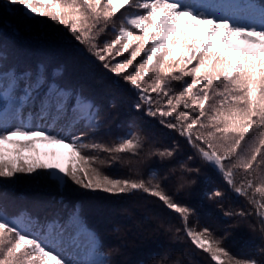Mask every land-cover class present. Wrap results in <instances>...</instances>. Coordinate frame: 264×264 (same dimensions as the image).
<instances>
[{"label": "snow or ice", "instance_id": "1", "mask_svg": "<svg viewBox=\"0 0 264 264\" xmlns=\"http://www.w3.org/2000/svg\"><path fill=\"white\" fill-rule=\"evenodd\" d=\"M4 16L19 20L8 25L14 32L21 25L26 31L35 25L44 36L70 43L88 64L98 62L130 85L138 112L177 132L193 149L188 160L198 157L251 205L224 215L239 217L237 223L258 232L262 244L257 256L237 258L224 244L227 231L216 235L207 226L191 225L194 209L167 191L168 176L149 170L145 178L139 170L143 159L171 158L175 149L157 148L133 160L141 156L143 137L132 127L112 144L90 139L103 124L93 97L83 88L61 84L62 66L39 62L33 68L3 43L0 178L25 174L62 189L71 182L115 195L140 192L178 215L182 228L175 232L182 231L180 239L207 254L208 264H264V0L238 5L210 0H2L0 19ZM106 31L112 38L101 41ZM173 81L181 85L179 91ZM37 145L67 148V164L42 161ZM116 162L131 165L135 176L113 177L103 171ZM181 168L200 171L185 164ZM180 181L177 192L194 183L183 176ZM223 196L219 189L207 193L210 200ZM60 203L64 211L40 218L28 209L10 216L0 201V264H114L81 205L69 210L63 198ZM166 230L172 231L171 225Z\"/></svg>", "mask_w": 264, "mask_h": 264}, {"label": "rangeland", "instance_id": "2", "mask_svg": "<svg viewBox=\"0 0 264 264\" xmlns=\"http://www.w3.org/2000/svg\"><path fill=\"white\" fill-rule=\"evenodd\" d=\"M7 17V20H11L15 24L19 23L17 18ZM4 22L6 20L0 19V24L5 25ZM56 27L59 28V26ZM35 29L36 26L33 25L28 32ZM218 37L219 34H217ZM100 38H103V34ZM55 39L59 40L58 38ZM241 46H243V42H241ZM76 66L79 72L85 70V68L88 69L91 76L95 78L91 79L86 72L85 92L93 97L101 109L102 127L95 134L90 133V139L109 144L112 140L114 141V139L121 136V131L132 127L133 131H138L143 137L142 148L138 150L141 153L139 159L145 157L149 151L160 149L163 144L166 145V148L175 149L174 155L179 151L180 154L185 155L184 162H192L191 168L200 169L199 173L193 172L189 175L191 181H194L190 184V187L194 185L195 189L199 187L203 191L204 189H211L208 186L209 184L216 185L224 193V196L218 198L219 200L216 198L214 200L219 201L226 211L236 209V205L230 204L231 199L229 196H237V194L226 185L215 170L203 163L198 157L194 156L192 160H188V156L193 155V149L185 142L183 137H180L176 132L180 137L179 144L182 143L189 149L188 154L181 147L176 148L175 143L166 141L168 137L172 136L174 130L166 129L158 123V119L146 117L134 108L136 96L130 85L107 72V70L102 69L98 62L95 65L87 64L84 58V60L72 64V68ZM66 68L68 69L67 65ZM173 83L177 82L173 81ZM175 90L177 91V88ZM165 130H167L166 134ZM37 147L40 149V159L42 161L61 165L67 164L70 155L67 148L58 145H37ZM92 154H98L102 158L106 155L102 152H93ZM122 155L131 156L130 154ZM131 158L136 160L133 157ZM167 159L170 158H160L159 156L145 158L139 165V170L147 178L149 174L146 170L149 166L157 165ZM194 163H197V166ZM103 171L113 177L135 176L131 165L119 162L112 164L110 167L105 166ZM18 176V179L11 180L0 178V193L4 194L0 196V201L7 204V212L10 214L16 215L21 209H28L33 214L38 213L39 216L46 214L50 216L53 211L62 212L64 211L63 206L61 207L58 203L54 204L49 199L42 198L48 192H58L59 190L60 196L68 209L75 203L81 205L88 225L97 232L104 245V251L111 254L110 259L114 261V264H172L174 261H179L180 264H201L198 260H191L194 256L192 255L194 254L191 248L192 245L186 238H179L183 236L182 231L181 233L175 232L177 227L182 228V222L178 215L171 210H166L161 204V206L157 205L156 201L152 202L147 197L140 196L142 194L140 192L134 195H115L105 193L102 190L84 189L71 182H69L66 189H62L48 181L34 180L25 174H18ZM36 188L41 190L36 191L37 195L31 191ZM186 190L187 186L180 191L184 194ZM193 195H201L200 190H196ZM28 197L32 201L25 200ZM211 222L212 220L208 222V226ZM160 223H163L165 227L160 228ZM169 225H171L172 231L166 230ZM117 228L119 231L116 230ZM185 245L187 246L185 252L178 251L177 247L181 248ZM169 247H173V249ZM206 263L208 264L207 261Z\"/></svg>", "mask_w": 264, "mask_h": 264}, {"label": "trees", "instance_id": "3", "mask_svg": "<svg viewBox=\"0 0 264 264\" xmlns=\"http://www.w3.org/2000/svg\"><path fill=\"white\" fill-rule=\"evenodd\" d=\"M0 2H2V0H0ZM7 18V16H4L2 18L3 21L6 20V22H4L5 25L0 24V43H3L6 46V49L9 53H14L21 59L24 64L31 65L33 68L39 62H45L50 67H54L57 65L62 66L63 76L61 82L63 83V85L70 87H80L83 88L85 91L87 83L86 72L88 76L91 77V79H93L94 77L91 76L90 71L86 68L81 72L77 71V66L72 68L73 63L84 60L83 56L79 54L76 48H74L70 43L65 40L55 39L51 34H49L47 37L44 36L42 32H38L37 27L34 31L28 32L24 30V26H22L19 32H14L12 28H10L8 25L16 24L11 20H7ZM60 27L62 26H59V28ZM111 38V32L106 31L105 33H103V38H100V40L103 41L105 39ZM125 55L128 54L126 53ZM117 59L121 58L118 57ZM66 65L68 66V69L66 68ZM172 85L173 88H177V91L180 90L181 85L178 82L173 83ZM127 129L129 128H126L121 131V135H123ZM166 133L167 130H165V134ZM116 139H114V141H116ZM114 141L112 140L109 144H112ZM166 141L175 143L176 148H178L179 146L181 147V149L186 150V153L188 154L189 149L186 148L184 144H179L180 137L176 134V132L173 131L172 136L168 137ZM163 148H166L165 144H163L160 149L162 150ZM133 158L139 159V157ZM184 160L185 155H182L179 153V151H177L174 157L164 160L158 163L157 165H151L147 168L146 171L148 174H150L149 170L155 171L160 177H163L165 175L168 176L169 179L167 182V191L174 194V197L177 200L191 206L194 209V214L191 216L189 221L191 225L196 227L207 226L216 235H222L225 231H227L229 233V236L224 241V244L229 249V251L237 258H250L253 256H257V248L262 244V241L259 238V233H253L245 223L238 224L237 221L239 220V217L230 218L225 216L224 212L226 210L224 209V207H219L217 201H215L214 199L210 200L207 198V193L215 189L220 190L219 187H217L216 185L209 184L208 186H210L211 189H204L202 191V189H200L199 187L195 189L194 185L191 187L189 185L187 186V190L184 194H182L181 191H176V188L179 187V183L181 182V176H183L185 180L191 181L189 175H191L192 173H188L186 169L181 168V164H185L187 168H191L193 164L192 162H184ZM194 165L197 166V163H194ZM193 176H195V174H193ZM198 189L200 190L201 195H193V193ZM31 191H33L37 195L36 191L39 192L41 190L39 188H36L32 189ZM140 196H145L152 202L156 201L157 205L161 206V202H159L154 197H148L146 194L143 193ZM42 198L49 199L51 203L54 204L58 203L62 207L60 203L61 196L59 190L58 192H48ZM229 198L231 199L230 204H233V206L236 205V209H231L229 211H238L240 209L248 210L249 208H251V205L247 203L244 197L238 195H230ZM26 199L32 201L29 197L25 198V200ZM216 199L219 200L218 198ZM190 203H192V205H190ZM11 215L14 214H10V216ZM44 216L45 215H42L40 216V218H43ZM249 219L252 220L253 223L255 222V217H250ZM210 220H212V222L210 223V226H208V222ZM89 227L94 230L90 225ZM191 248L193 250V246ZM170 249H173V247ZM177 249L180 252H185L187 250V246L185 245L181 248L177 247ZM193 252L194 254L192 255L194 256L191 258V260H198L201 264H207L206 261L208 262V260H205V256L207 254L202 255L199 253V250H193Z\"/></svg>", "mask_w": 264, "mask_h": 264}]
</instances>
